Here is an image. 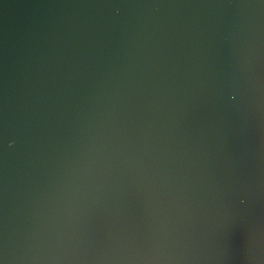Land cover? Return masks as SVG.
I'll use <instances>...</instances> for the list:
<instances>
[{
    "label": "water",
    "instance_id": "obj_1",
    "mask_svg": "<svg viewBox=\"0 0 264 264\" xmlns=\"http://www.w3.org/2000/svg\"><path fill=\"white\" fill-rule=\"evenodd\" d=\"M0 264H264V0H0Z\"/></svg>",
    "mask_w": 264,
    "mask_h": 264
}]
</instances>
